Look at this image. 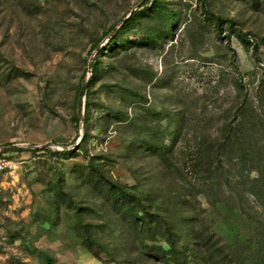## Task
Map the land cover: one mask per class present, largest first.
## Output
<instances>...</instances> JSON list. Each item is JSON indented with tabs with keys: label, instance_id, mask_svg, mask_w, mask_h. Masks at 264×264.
<instances>
[{
	"label": "rangeland",
	"instance_id": "rangeland-1",
	"mask_svg": "<svg viewBox=\"0 0 264 264\" xmlns=\"http://www.w3.org/2000/svg\"><path fill=\"white\" fill-rule=\"evenodd\" d=\"M142 1L0 0V148L43 147L7 154L19 168L0 174V264H163L166 230L136 231L128 205L90 172L163 216L187 264H264V192L246 170L264 174V134L246 176L226 164L207 192L182 163L214 140L242 94L264 119V0H205L258 45L256 56L227 23L218 38L197 0H160L180 15L177 30L159 45L123 37L83 96L94 44ZM87 102L90 123L76 125ZM173 139L164 161L156 145Z\"/></svg>",
	"mask_w": 264,
	"mask_h": 264
},
{
	"label": "trees",
	"instance_id": "trees-1",
	"mask_svg": "<svg viewBox=\"0 0 264 264\" xmlns=\"http://www.w3.org/2000/svg\"><path fill=\"white\" fill-rule=\"evenodd\" d=\"M201 7L204 8L206 14L213 20V25L218 34V38L223 32V25L228 24L229 31L235 34L237 39L247 48H252L253 54L256 56L258 51V45L253 43L246 34H243L237 29L231 20H227L220 16L213 15L207 7L205 0H197ZM257 0H252L254 3ZM149 21L153 25L147 29L144 33L142 29V21ZM180 20V15L171 10L165 2L160 0H144L143 4L135 9L131 15L122 20L121 24L112 26L105 37L109 36L108 43H102V39H99L90 52L93 55L89 72L91 73L90 80L87 86V91L100 75L102 69V62L100 58L107 56L113 52H117L119 48H125V41L122 39L125 36L136 35L143 37V41L147 42V46L159 45V41L162 42L163 38L167 35H171L174 30H177V25ZM138 31V32H136ZM140 34V35H138ZM122 36V37H121ZM229 38V36L227 37ZM130 47V46H127ZM235 86L238 91L242 93L243 83L242 79L235 80ZM86 84V83H85ZM85 86V85H84ZM134 98H142L137 93H130ZM87 95L89 93L87 92ZM89 103H86V110L83 115V124L86 127L90 123V115L88 113ZM107 116V115H106ZM80 122V118H76V125ZM181 133V132H180ZM178 134V136L180 135ZM264 134V119L260 108L257 107L247 96L246 93L242 94L241 100L238 104L233 105L229 111L228 120L219 131L215 134V138L212 142H202L195 150H189L186 153V157L183 160V167L185 170L191 172L192 180L199 187H203V190H212V187L219 184L222 178V172L226 164L232 168L238 170V178L245 177V165L254 166L256 162L255 154L258 151L264 149H256L254 140L257 134ZM177 140H172V143L168 145L165 141H162L158 146L156 145V152L164 161H170L172 151ZM152 144H154L152 142ZM13 146V145H8ZM155 147V145H154ZM46 153L55 154L54 151L49 148L43 149ZM31 152V151H29ZM13 153V152H12ZM70 153V151H62V154ZM260 153V152H259ZM1 155V154H0ZM90 169L94 170L96 174L101 173L91 162L89 163ZM255 167V166H254ZM246 169L247 171L257 172V176L254 181L260 185L259 190L264 192V174L257 169ZM256 168V167H255ZM187 171V172H188ZM249 174V176H250ZM89 177L95 180L96 183L104 186L108 196L114 203H117L120 208L124 205H128L127 217L133 220V226L136 231L143 230L144 227L151 234H159L160 230L164 228L166 230V240L169 246L168 251L161 250L160 262L163 264H187L186 257L179 252L174 242L173 235L169 232L168 228L164 227L167 223L165 218L157 213H152L147 210V206L143 202L140 195L129 193L124 188L109 183L110 186H106L99 179L95 177L94 173H89ZM106 187V188H105ZM116 206V205H115ZM139 213L142 216L139 217ZM49 260V258H47ZM186 261V262H185ZM49 264H52L49 260Z\"/></svg>",
	"mask_w": 264,
	"mask_h": 264
},
{
	"label": "water",
	"instance_id": "water-1",
	"mask_svg": "<svg viewBox=\"0 0 264 264\" xmlns=\"http://www.w3.org/2000/svg\"><path fill=\"white\" fill-rule=\"evenodd\" d=\"M143 2V1H142ZM140 5V4H139ZM138 5V6H139ZM135 9H133L130 14L124 19L126 20L130 15L131 13L134 11ZM92 59H93V55L90 57L89 59V62H88V68L90 69V66H91V62H92ZM89 80H90V77L88 78V80L86 81V84L84 86V89H83V96L86 95V92H87V86H88V83H89ZM83 115L84 113L82 112L81 113V116H80V121H81V124H83ZM82 138V137H81ZM81 141V139H80ZM43 147H38V146H30V147H23V146H7V147H2L0 148V154H8V153H12V152H19V151H24V150H39Z\"/></svg>",
	"mask_w": 264,
	"mask_h": 264
},
{
	"label": "built area",
	"instance_id": "built-area-1",
	"mask_svg": "<svg viewBox=\"0 0 264 264\" xmlns=\"http://www.w3.org/2000/svg\"><path fill=\"white\" fill-rule=\"evenodd\" d=\"M19 168V162L7 154L0 155V174L15 172Z\"/></svg>",
	"mask_w": 264,
	"mask_h": 264
}]
</instances>
